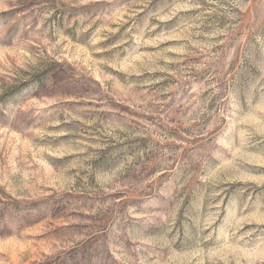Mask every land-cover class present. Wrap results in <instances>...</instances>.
I'll return each instance as SVG.
<instances>
[{"label": "rangeland", "instance_id": "rangeland-1", "mask_svg": "<svg viewBox=\"0 0 264 264\" xmlns=\"http://www.w3.org/2000/svg\"><path fill=\"white\" fill-rule=\"evenodd\" d=\"M0 264H264V0H0Z\"/></svg>", "mask_w": 264, "mask_h": 264}]
</instances>
